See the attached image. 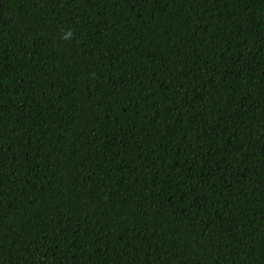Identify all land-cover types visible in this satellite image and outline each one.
Segmentation results:
<instances>
[{
  "label": "trees",
  "instance_id": "obj_1",
  "mask_svg": "<svg viewBox=\"0 0 264 264\" xmlns=\"http://www.w3.org/2000/svg\"><path fill=\"white\" fill-rule=\"evenodd\" d=\"M0 264H264V0H0Z\"/></svg>",
  "mask_w": 264,
  "mask_h": 264
}]
</instances>
